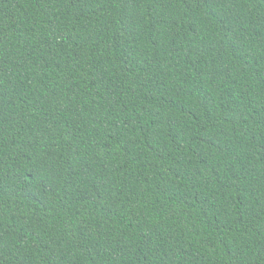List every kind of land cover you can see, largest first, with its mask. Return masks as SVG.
<instances>
[{
	"label": "trees",
	"instance_id": "trees-1",
	"mask_svg": "<svg viewBox=\"0 0 264 264\" xmlns=\"http://www.w3.org/2000/svg\"><path fill=\"white\" fill-rule=\"evenodd\" d=\"M0 264H264V0H0Z\"/></svg>",
	"mask_w": 264,
	"mask_h": 264
}]
</instances>
